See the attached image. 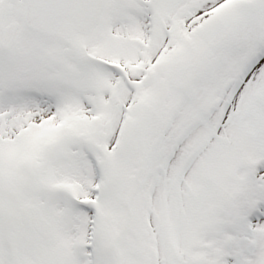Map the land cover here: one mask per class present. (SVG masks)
Here are the masks:
<instances>
[{"label":"snow or ice","instance_id":"6c2138e0","mask_svg":"<svg viewBox=\"0 0 264 264\" xmlns=\"http://www.w3.org/2000/svg\"><path fill=\"white\" fill-rule=\"evenodd\" d=\"M0 264H264V0H0Z\"/></svg>","mask_w":264,"mask_h":264}]
</instances>
